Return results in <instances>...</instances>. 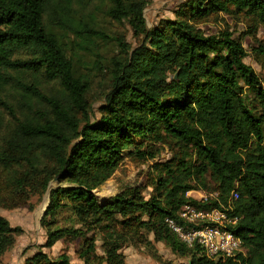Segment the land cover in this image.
I'll return each mask as SVG.
<instances>
[{
	"label": "trees",
	"instance_id": "16d2710c",
	"mask_svg": "<svg viewBox=\"0 0 264 264\" xmlns=\"http://www.w3.org/2000/svg\"><path fill=\"white\" fill-rule=\"evenodd\" d=\"M148 3L0 0V169L7 185L48 193L45 225L70 210L112 239L119 230L138 236L146 230L175 250L190 251L191 264H264V80L245 62L247 50L232 32L207 35L196 27L221 12L264 22V0H185L173 19L151 28ZM90 4L127 22L136 41L117 38L120 55L94 121L87 97L92 78L74 63L75 54L90 52L102 36L96 16H84ZM165 150L175 152L162 161ZM126 159L149 163L152 181L100 197ZM192 190L216 196L198 200ZM186 204L236 219L224 221L241 239V250L208 256L199 245L188 247L166 221L182 222ZM19 232L0 214V260ZM47 234L51 248L82 232L49 227ZM113 242L107 261L121 264L120 245ZM93 250L90 245L87 253ZM24 264L79 263L39 250Z\"/></svg>",
	"mask_w": 264,
	"mask_h": 264
},
{
	"label": "rangeland",
	"instance_id": "374dc122",
	"mask_svg": "<svg viewBox=\"0 0 264 264\" xmlns=\"http://www.w3.org/2000/svg\"><path fill=\"white\" fill-rule=\"evenodd\" d=\"M185 0H149L144 10L146 24L149 28L158 24L161 19H173L174 10ZM95 15L96 27L102 33L95 45L88 51H79L74 55V63L79 73H85L92 78V88L87 97L91 104L92 121L101 117L100 108L106 102V94L111 86L110 70L113 59L120 55L117 38L123 39L133 46L136 41L127 22H117L107 16L106 7L90 4L84 9V16ZM89 19V16H88ZM196 27L205 34H217L229 30L233 36L244 44L248 56L245 62L251 65L264 80V22L254 16L221 12L206 21L196 23ZM99 57L100 64L96 63ZM175 150L163 152L164 161L171 157ZM150 164L141 160L126 159L120 169L106 182L100 197L110 196L116 191L131 187L137 183L152 181ZM211 187L212 179L207 177ZM152 188L144 189L146 198ZM48 193L33 190L24 193L16 192L6 182L5 172L0 169V214L5 217L12 227H18L14 245L1 257V264H24L27 257L43 250L52 258L67 254L70 259L79 264H109L107 261L108 248L111 243L120 245L117 253L121 264H191L192 253L173 249L163 239H156L146 230L142 236L126 234L119 230L113 239L105 234L100 225L82 223L70 210L58 211L51 225L43 224L45 211L49 204ZM189 195L198 200L216 196L215 192L192 190ZM81 229L82 234L77 238L65 237L58 240L51 248L45 246L48 228ZM94 250L87 253L89 246Z\"/></svg>",
	"mask_w": 264,
	"mask_h": 264
},
{
	"label": "built area",
	"instance_id": "2783aa9c",
	"mask_svg": "<svg viewBox=\"0 0 264 264\" xmlns=\"http://www.w3.org/2000/svg\"><path fill=\"white\" fill-rule=\"evenodd\" d=\"M180 218L182 222L172 218H167L166 221L188 247L199 245L208 256H229L241 250V239L227 229L226 225V221L235 223L236 219H227L225 213L217 209L198 210L191 204H186L180 211ZM203 221L207 223L200 225Z\"/></svg>",
	"mask_w": 264,
	"mask_h": 264
}]
</instances>
